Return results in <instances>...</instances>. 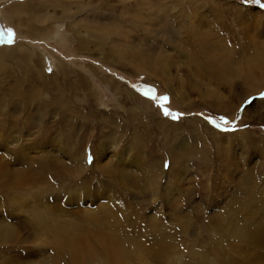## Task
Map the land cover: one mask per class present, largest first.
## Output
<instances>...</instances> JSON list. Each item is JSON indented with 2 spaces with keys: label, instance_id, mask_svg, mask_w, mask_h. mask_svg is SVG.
<instances>
[{
  "label": "rangeland",
  "instance_id": "374dc122",
  "mask_svg": "<svg viewBox=\"0 0 264 264\" xmlns=\"http://www.w3.org/2000/svg\"><path fill=\"white\" fill-rule=\"evenodd\" d=\"M261 5L0 0V264H264Z\"/></svg>",
  "mask_w": 264,
  "mask_h": 264
},
{
  "label": "bare ground",
  "instance_id": "6f19581e",
  "mask_svg": "<svg viewBox=\"0 0 264 264\" xmlns=\"http://www.w3.org/2000/svg\"><path fill=\"white\" fill-rule=\"evenodd\" d=\"M229 51H228V49H224L223 51H222V56H223V58H222V60H223V62H222V67L220 66L219 68H220V70L219 71H215L216 72V74L217 75H219L220 77L221 76H223V75H227V76H229L230 78H233L234 77V75H233V72H232V67H233V61H232V59H231V54H229L228 53ZM225 56H227V58H226V60H225ZM261 58H262V54L261 53H258V54H255L253 57H251V58H249V59H247L248 60V62L247 63H249L250 61H253L252 63H249V64H252V65H256L257 63H259L260 62V60H261ZM224 62H225V65L228 67L229 66V70H227L228 68L227 67H225L224 66ZM155 63V62H154ZM214 62H210L209 63V65L210 66H214ZM155 66H156V69H157V71L158 72H160L159 74H162L163 75V77H166V78H168V73H166V70L164 69V66H165V68H167L166 67V65H163L162 63H159V62H157L156 64H154ZM197 65H198V63H197ZM200 66L201 65H198V68H197V71L199 72V71H201V73H202V70H203V67L202 68H200ZM151 67V66H150ZM150 70V69H149ZM168 70V69H167ZM258 71H260L262 74H264V67H260V66H257L255 69L254 68H252V70H251V72H258ZM248 73H249V70H248ZM248 73H247V77H248ZM215 74V73H214ZM157 75V74H156ZM217 77V76H216ZM243 77V76H242ZM169 81H170V79H168ZM167 80V81H168ZM173 80V79H172ZM166 87V86H165ZM168 89L169 90H171V92L174 94V89L172 88V87H168ZM175 95V94H174ZM250 96H252V95H250ZM249 95L247 96L248 98L250 97ZM222 99V97L220 96V95H218L216 98H215V100H217L218 102H220V100ZM255 103H257V101H254L253 102V104L250 106L251 108L254 106V104ZM230 109H234V107H230ZM7 165V164H6ZM1 166V165H0ZM2 167V166H1ZM1 167H0V176L1 175H8L7 177H0V183L1 184H7L8 185V187H9V184H10V181H16L17 182V185H18V187H21V186H23L24 184H29L30 185V180H31V178H28L26 175L24 176V173H22V172H18V171H11V170H7L6 172L4 171V169L2 168L1 169ZM4 167V166H3ZM103 169H104V171L105 172H107V173H110L111 175H112V177L113 176H115L116 174H118L120 177H121V183L122 184H127V181H129V179L127 178L128 177V173H126V172H124V171H122V170H120V171H115V167L113 168V167H111L109 164L108 165H106V166H104L103 167ZM114 178V177H113ZM20 193V192H19ZM19 193L16 191L15 192V194L18 196L19 195ZM24 193H26V190H25V192ZM23 195V194H22ZM15 197V196H14ZM15 198H17V197H15ZM27 198H28V196H27ZM14 199V198H13ZM106 211V210H105ZM44 213V212H43ZM46 219V218H45ZM38 220H39V222H41V221H44V216H43V214L41 213V212H38ZM108 223V222H107ZM111 223V222H110ZM109 224V223H108ZM106 226V225H105ZM109 226V225H108ZM43 227V226H42ZM6 229H8V228H6ZM78 230V229H77ZM43 233L42 234H44L45 236H46V234L48 233V228L46 229L45 227L43 228V231H42ZM47 232V233H46ZM53 232V231H52ZM11 233V231H7V232H2V230L0 229V237H3L4 238V240H7L6 238H8L9 237V234ZM74 233H76L77 234V232H76V230L74 231ZM81 233V232H80ZM235 234L236 235H241V234H244L243 233V231H242V229L241 228H239L238 227V229H235ZM12 235V234H11ZM72 236H70V238H71ZM78 237V236H77ZM74 239V238H73ZM75 240H76V238H75ZM94 240V239H93ZM77 241V240H76ZM8 242V241H7ZM55 243V242H54ZM88 244V243H87ZM153 246H155V245H153ZM75 247V246H74ZM139 247H141V246H139ZM156 247V246H155ZM143 249L144 248H142V251H143ZM119 250V249H118ZM122 252V251H121ZM120 252V253H121ZM141 254V253H140Z\"/></svg>",
  "mask_w": 264,
  "mask_h": 264
},
{
  "label": "snow or ice",
  "instance_id": "6c2138e0",
  "mask_svg": "<svg viewBox=\"0 0 264 264\" xmlns=\"http://www.w3.org/2000/svg\"><path fill=\"white\" fill-rule=\"evenodd\" d=\"M255 2L259 3V0H255ZM261 7H264V5H261ZM10 43H11V41H10ZM143 95L146 96V97H149L151 99H156V97L152 94V90L151 89H148V90L144 91ZM162 99L166 101L167 97H164ZM161 107L163 108V105H161ZM163 115L166 116V117L170 116L173 120H176L178 118V116L176 114H173V113L169 112L167 110V108H163ZM229 123H232V122H230L227 118H221V121L219 123H216L215 126L217 128H220V129L224 130V131H227L228 129H224L223 125H228ZM164 167L165 168L169 167V164L167 162H165Z\"/></svg>",
  "mask_w": 264,
  "mask_h": 264
}]
</instances>
